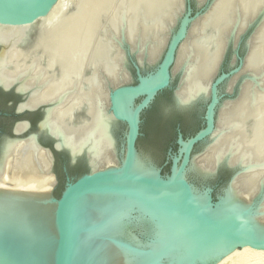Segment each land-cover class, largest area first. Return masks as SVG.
Wrapping results in <instances>:
<instances>
[{
    "label": "water",
    "instance_id": "water-1",
    "mask_svg": "<svg viewBox=\"0 0 264 264\" xmlns=\"http://www.w3.org/2000/svg\"><path fill=\"white\" fill-rule=\"evenodd\" d=\"M58 1L0 0V26H31L47 16ZM215 1H181L176 25L170 28L166 47L156 64L150 63L147 53L130 42L126 32L115 39L113 46L122 56V66L129 79L108 84L107 112L112 118L116 140L114 166L95 169L88 154L74 158L67 148L57 147V138L48 135L55 142L56 151H66L73 162L83 158L87 164V172L69 179L61 195L56 196L54 192L59 181L53 173L54 154L41 144L39 134H36L39 148L48 151L49 171L55 178V185L46 196L48 203L54 206L46 222V234L49 236L53 231L54 238L48 242L41 236L45 231L40 223L41 215H47L39 208L24 205L25 198L41 196L28 194L20 197L21 194L8 195L10 191L1 190L0 264H112L113 258L106 256L109 249L120 254L119 260H115L117 264H218L242 248L264 251V168L259 170L262 175L256 188L250 191L242 185L250 170L243 163L232 161L230 155L213 170H205L196 163V158L207 153L217 138L221 110L226 104L241 99L246 85L259 86L261 78L248 70L247 58L264 13L250 20L244 30L229 37L220 66L210 80L208 93L193 103H183L179 99L182 74L175 71V65L180 47L192 25ZM2 51L3 45L0 44V56ZM229 51L233 52L232 64L229 70H224L223 62ZM130 66L136 76L134 82ZM0 90L16 94L21 98V104L28 99L27 93L18 91L17 83L7 88L0 82ZM167 90L173 91L175 109L191 112L204 108V126L189 136L178 132L177 149H170L167 154L165 166L170 165V171L163 173V168L151 156L140 151L138 141L143 136V114ZM123 97L131 98L128 109L126 104L125 109L121 107ZM48 107L19 109V113L41 109L45 115ZM27 126L29 129L30 124ZM119 126L124 128L120 140L114 134V129ZM25 133L15 131L14 136L0 139V160L4 143L24 140L28 138L24 137ZM199 146L203 148L197 153ZM139 162L153 168L155 173L137 171ZM220 171L226 172L223 176L226 178L222 180L221 177L216 182L215 177ZM196 175L203 180L201 187L194 183ZM220 184L223 186L216 192ZM198 194L205 195L203 204L199 203ZM229 195L235 196V211L220 214L218 208ZM110 198L120 200L116 209L123 208L124 204H129V209L124 207L126 213L121 212L119 216L110 210L108 214L91 220L92 223L82 225V212L85 215L94 207L91 200ZM143 207L163 217L167 227L164 231L168 234L164 240L157 239L154 221L146 211L139 210ZM119 219L127 225L114 233L117 230L107 224ZM85 237H89L86 244L83 243L87 245V259L80 251L81 238Z\"/></svg>",
    "mask_w": 264,
    "mask_h": 264
},
{
    "label": "bare ground",
    "instance_id": "bare-ground-1",
    "mask_svg": "<svg viewBox=\"0 0 264 264\" xmlns=\"http://www.w3.org/2000/svg\"><path fill=\"white\" fill-rule=\"evenodd\" d=\"M181 1L59 0L47 16L31 26H0V44L3 45L0 82L7 88L17 83L18 91L28 94L21 110L49 106L40 126L43 133L57 138L58 148H67L74 158L88 154L95 169L114 166L116 140L112 118L107 112L108 84L129 79L114 41L126 32L130 42L147 53L150 63L156 64L166 47L170 28L176 25ZM260 13H264V0H216L192 25L175 65V71L182 74L181 102L193 103L208 93L229 37L244 30ZM247 68L261 78L259 86L246 85L241 99L226 104L221 110L217 138L207 153L196 158V163L205 170H213L230 155L232 161L241 162L250 170L242 185L252 191L262 175L259 170L264 168V20L252 41ZM120 102L123 109L125 104L128 109L131 98L123 97ZM26 129L27 124L21 123L17 132L23 133ZM36 138L37 135H33L4 143L0 192L7 190L13 192L8 195L21 194L20 197L41 196L25 198L24 205L39 208L47 215H41L40 223L45 229L41 236L51 242L54 233L51 231L47 236L46 222L54 206L48 203L46 196L53 189L55 178L49 171L48 151L39 148ZM136 169L151 175L155 173L144 162H139ZM197 199L203 204L205 195L198 194ZM102 200L90 201L94 207L85 215L82 212V225L110 210L119 216L124 207L129 209V204L116 209L120 202L117 198ZM234 201L235 196L229 195L219 206V213L235 211ZM139 210L149 214L157 228V239L164 240L168 234L164 231L167 227L163 217L144 207ZM107 225L118 233L127 224L119 219ZM87 238H81L80 245L85 259ZM106 256L113 258L112 264H117L120 258L114 249L106 251ZM246 263H264V251L242 248L218 264Z\"/></svg>",
    "mask_w": 264,
    "mask_h": 264
},
{
    "label": "flooded vegetation",
    "instance_id": "flooded-vegetation-1",
    "mask_svg": "<svg viewBox=\"0 0 264 264\" xmlns=\"http://www.w3.org/2000/svg\"><path fill=\"white\" fill-rule=\"evenodd\" d=\"M161 98H167L168 101H171L173 107L167 117L164 116L163 109L159 103ZM21 103V98L16 94L5 93L0 90V139L7 135L14 136V132L17 131L19 124L29 123L30 127L28 129L27 126V129L24 131L26 132L24 137L39 134L41 144L51 149L54 154L53 173L57 176L59 181V185L54 194L60 196L69 179L72 180L87 172L86 161L83 158H79L76 162H73L72 157L66 151H56L55 142L41 130L40 125L45 118L43 111L40 109L36 111H26L21 114L19 113ZM201 111L200 109H195L191 112H184L175 109L173 104V91L167 90L163 92L142 116L143 124L141 126V132L143 136L138 141V148L140 149V142L143 137H145V139L157 146L162 145L167 154L170 149L176 151V139L179 131L185 136H189L192 135V132L195 133L204 126V120L202 115H200ZM174 119L177 121L176 126L174 125ZM199 125L200 127L198 128ZM123 131L124 128L122 126L115 128L114 134L116 138L120 140L123 136ZM183 131H185V133ZM150 133L156 134L155 140L153 135L149 137ZM166 133L170 134V136L167 135V139L165 138ZM166 162L167 157L165 159V164Z\"/></svg>",
    "mask_w": 264,
    "mask_h": 264
},
{
    "label": "rangeland",
    "instance_id": "rangeland-1",
    "mask_svg": "<svg viewBox=\"0 0 264 264\" xmlns=\"http://www.w3.org/2000/svg\"><path fill=\"white\" fill-rule=\"evenodd\" d=\"M194 6H196V5H194ZM232 60H233V52L232 51H229V53L227 54V56H226V58H225V60L223 62L222 68L224 70H229L230 67H231V64H232ZM130 69L132 71V76H133V79H134L133 82H134V81H136V76H135V73H134L133 68L131 66H130ZM176 82H177V78L175 79V85L177 84ZM225 91H226V89H225ZM159 103H160V105H161V107L163 109L164 116L167 117L169 115L170 111L173 108L172 107V104H171V101H168L167 98H164V99L161 98L160 101H159ZM203 113H204V108L202 109L200 115L203 116ZM193 126H194V124H193ZM199 127H200V125L198 126V128ZM188 128H190V127H188ZM193 133L194 132H192V134ZM202 148H203V146H199L197 153H199ZM140 151L142 153H144L145 155L151 156L154 159V161H156V163H158V165L161 168H163V173H169V171H170V165L169 166H165L164 165L165 164V159L167 157V152L164 150V147L162 145H158L157 146L154 143H152L151 141H148L147 139H145V137H143L142 141L140 142ZM198 162L200 163V161H198ZM225 175H226V172L225 171H220L218 173V175L215 177L216 178L215 181L217 182L221 177H223ZM191 179H193V178L191 177ZM194 183L198 187H201V183H203V180L201 179L200 176L196 175V179H195ZM222 186H223V184H220V187H218V189L216 190V192H218L219 189H221ZM246 264H249V263H246ZM262 264H264V263H262Z\"/></svg>",
    "mask_w": 264,
    "mask_h": 264
},
{
    "label": "trees",
    "instance_id": "trees-1",
    "mask_svg": "<svg viewBox=\"0 0 264 264\" xmlns=\"http://www.w3.org/2000/svg\"><path fill=\"white\" fill-rule=\"evenodd\" d=\"M174 120H175V119H174ZM171 122H173V121H171ZM167 123H168V122H167ZM176 124H177V121L175 120V121H174V125L176 126ZM166 130H167V129H166ZM183 132L185 133V131H183ZM152 135H153L154 137L156 136V134H154V133H150V134H149V137H151ZM167 135L170 136V134H167V133L165 134V138H166V139H167V137H168ZM173 136H174V133H173ZM155 139H156V137L154 138V140H155ZM152 140H153V138H152ZM225 178H226V177H223L222 180H225Z\"/></svg>",
    "mask_w": 264,
    "mask_h": 264
}]
</instances>
